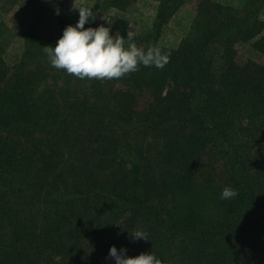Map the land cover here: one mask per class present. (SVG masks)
<instances>
[{
  "label": "trees",
  "instance_id": "1",
  "mask_svg": "<svg viewBox=\"0 0 264 264\" xmlns=\"http://www.w3.org/2000/svg\"><path fill=\"white\" fill-rule=\"evenodd\" d=\"M155 1L134 42L169 62L119 79L51 67L42 47L78 14L56 41L26 33L12 66L0 24V264H114L111 246L162 264H264V0H201L171 47L160 40L186 0ZM132 2L89 6L85 28L126 38ZM237 44L262 60L241 61Z\"/></svg>",
  "mask_w": 264,
  "mask_h": 264
},
{
  "label": "clouds",
  "instance_id": "2",
  "mask_svg": "<svg viewBox=\"0 0 264 264\" xmlns=\"http://www.w3.org/2000/svg\"><path fill=\"white\" fill-rule=\"evenodd\" d=\"M72 8L78 11L79 16L75 25L63 29L54 47H42L51 67L81 80H112L136 72L140 66L162 69L169 62V54L155 45H150L146 50L137 47L132 31H128L124 38L117 34L110 35V26L105 27L103 24L96 28H85L90 20L95 19L92 8L77 7L75 0ZM55 14H60L59 8ZM102 19L109 25L104 17ZM236 195L235 189L225 187L220 198L231 200ZM131 238L148 240L147 234L139 230L133 232ZM108 257L114 264H162L161 258L154 251L128 256L125 247L117 249L111 246Z\"/></svg>",
  "mask_w": 264,
  "mask_h": 264
},
{
  "label": "rangeland",
  "instance_id": "3",
  "mask_svg": "<svg viewBox=\"0 0 264 264\" xmlns=\"http://www.w3.org/2000/svg\"><path fill=\"white\" fill-rule=\"evenodd\" d=\"M201 0H186L184 6L165 29L160 44L165 47L177 45L188 33L197 6ZM225 4L238 5L239 0H214ZM101 0H75L76 6H95ZM73 0H0V24L11 30L12 42L7 50L6 61L12 66L22 55L24 36L33 33L56 41L59 35L60 18H75L78 11L72 8ZM59 8L60 14L55 10ZM157 13L155 0H134L124 12H119L128 24L129 31L135 35L147 32ZM241 61L262 58L250 44H237Z\"/></svg>",
  "mask_w": 264,
  "mask_h": 264
}]
</instances>
